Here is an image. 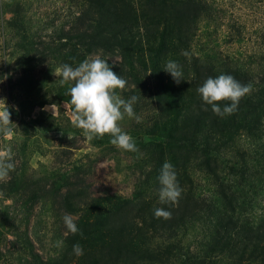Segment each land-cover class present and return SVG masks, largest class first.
Returning a JSON list of instances; mask_svg holds the SVG:
<instances>
[{"label":"trees","instance_id":"1","mask_svg":"<svg viewBox=\"0 0 264 264\" xmlns=\"http://www.w3.org/2000/svg\"><path fill=\"white\" fill-rule=\"evenodd\" d=\"M82 1L89 5L92 31L69 36L74 40L64 64L77 66L92 46L120 51L135 86L116 94L125 100L137 96L134 112L148 115L135 125L142 128L137 148L150 168L129 196H98L80 207L75 204L84 197L83 189L64 174L54 175L46 192L66 188L61 205L66 212L79 211V232H69L56 254L43 258L21 228L24 217L14 231L18 264H264V48L248 64L240 55L203 48L198 32L201 23L207 29L217 18L215 0ZM4 5L12 7L7 24L21 39V75L15 85L28 94L36 88L33 71L41 59L31 55L30 40L22 33L21 3L6 0ZM260 38L264 45V32ZM168 60L181 65L185 80L176 83L162 70ZM108 63L125 79L124 69ZM136 64L152 84L139 75ZM220 74L252 84L237 110L224 117L213 114L196 91L207 77ZM60 79L61 69L55 91L73 111L68 90L74 82L62 85ZM17 112L24 114L22 103ZM165 161L174 166L182 188L175 204L158 200L157 177ZM39 183L21 171L12 188L20 193L32 185L23 206L40 199L50 209L52 202ZM157 207L169 210L171 217H155ZM77 243L82 256L72 251Z\"/></svg>","mask_w":264,"mask_h":264},{"label":"rangeland","instance_id":"2","mask_svg":"<svg viewBox=\"0 0 264 264\" xmlns=\"http://www.w3.org/2000/svg\"><path fill=\"white\" fill-rule=\"evenodd\" d=\"M5 1L0 0V99L8 106L13 124L9 134L0 135V155L11 150L15 170L0 181V264H18L14 231L21 219L27 218L21 228L26 229L34 249L44 258L55 255L60 248L56 241L69 234L63 223L64 215H70L74 222L79 216V211L69 213L62 208L60 195L66 188L53 194L46 192L54 175L64 174L83 189L84 197L75 204L80 207L98 196H129L134 184L144 182L150 164L145 162L141 150L135 154L112 145L108 134L87 140L82 130L73 124V111L58 99L55 89L63 57L74 40L70 41L69 36L73 32L92 31L88 3L82 0H8L21 3L22 24L26 30L21 31L30 40L31 55L41 59L33 71L36 88L27 94L15 85L21 75L22 49L18 44L21 39L18 30L7 24L13 12L11 6L4 5ZM214 6L217 18L208 23L207 29L200 24L198 43L223 55H240L248 64L264 48L260 38L264 32V0H215ZM97 57L121 67L127 75L119 50L111 52L92 46L86 58ZM136 67L139 75L152 84L149 74L138 64ZM125 80V91L134 88L128 75ZM4 101H0V109ZM21 103L25 106L24 114L17 112ZM139 116L140 122L148 117L144 112ZM135 122L125 116L119 123L138 147L142 128ZM21 171L25 179L40 181L42 193L52 202L50 209L40 199L27 208L23 206L32 185L20 193L13 191L12 181ZM260 209L264 211V202Z\"/></svg>","mask_w":264,"mask_h":264},{"label":"clouds","instance_id":"3","mask_svg":"<svg viewBox=\"0 0 264 264\" xmlns=\"http://www.w3.org/2000/svg\"><path fill=\"white\" fill-rule=\"evenodd\" d=\"M183 55L188 56L189 53L185 51ZM162 70L170 74L176 83L185 80L181 65L175 60H168ZM70 81L74 82L68 90L71 104L74 106L73 124L82 130L87 140L91 141L108 134L112 145L123 151L138 152L133 137L125 132L119 123L125 116L133 118L137 123L141 121V117L133 108L138 97L133 95L125 100L116 94V90L124 89L127 82L112 70L107 60L99 57L86 58L75 67L63 64L60 83L63 85ZM196 91L202 102L210 106L213 114L224 117L237 110L241 98L252 91V84H242L230 74H220L216 77H207ZM10 115L4 101V106L0 109V135H7L12 131ZM14 170V156L9 150L7 154L0 155V181L6 180ZM157 180L160 204H175L181 196L182 188L170 162L165 161L162 164ZM153 215L168 219L171 212L166 208L157 207L153 210ZM63 223L72 234L79 232L70 215H64ZM62 244V240L56 241L57 247ZM72 251L77 256L84 254V249L79 243L72 246Z\"/></svg>","mask_w":264,"mask_h":264}]
</instances>
